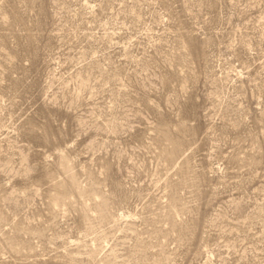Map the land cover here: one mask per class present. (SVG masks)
<instances>
[{
	"label": "rangeland",
	"instance_id": "rangeland-1",
	"mask_svg": "<svg viewBox=\"0 0 264 264\" xmlns=\"http://www.w3.org/2000/svg\"><path fill=\"white\" fill-rule=\"evenodd\" d=\"M0 264H264V0H0Z\"/></svg>",
	"mask_w": 264,
	"mask_h": 264
}]
</instances>
